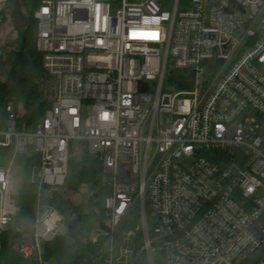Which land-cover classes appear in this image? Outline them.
<instances>
[{
  "label": "built area",
  "instance_id": "2783aa9c",
  "mask_svg": "<svg viewBox=\"0 0 264 264\" xmlns=\"http://www.w3.org/2000/svg\"><path fill=\"white\" fill-rule=\"evenodd\" d=\"M16 1L0 0V24ZM32 16L48 106L34 127L13 101L0 111V255L12 231L22 257L54 264L39 241L67 227L46 200L81 142L109 190L91 237L100 251L85 264L260 259L264 0H41ZM29 152L31 218L12 198L14 158Z\"/></svg>",
  "mask_w": 264,
  "mask_h": 264
},
{
  "label": "trees",
  "instance_id": "16d2710c",
  "mask_svg": "<svg viewBox=\"0 0 264 264\" xmlns=\"http://www.w3.org/2000/svg\"><path fill=\"white\" fill-rule=\"evenodd\" d=\"M40 2L41 0H17L16 4H9L4 12V22L0 24L8 29L11 28L17 36L16 46L9 50V81L3 82L0 79V111L3 112L8 102H15L21 113V119L27 122L30 127H34L41 120L48 106L42 99L40 91V82L44 77V71L42 56L36 48L37 23L32 16ZM16 7L28 18L27 26L20 30L14 28L12 20ZM64 186L76 193V197H82L84 190L89 187L95 188L98 196H105L109 191L103 183L102 160L99 156L90 155L85 143L74 142L72 145L69 175ZM59 194L60 191L46 201L56 206L63 214L67 231L58 235L53 241L45 243L44 256L54 264H85L90 254L95 252V246L89 239V235L85 236L84 231L73 229L70 231L67 218L57 202L58 199H61V204L64 203L63 197ZM97 195L94 197L96 198ZM94 210L89 214L94 216L99 214V221L103 226V203H101L100 211H98L99 209ZM35 212L36 196L32 191L31 195L24 197L20 202L19 215L31 218L35 216ZM17 238L18 234L12 231L5 233L0 264H37L35 259H25L19 254L16 245ZM245 264H264V254L260 259H251Z\"/></svg>",
  "mask_w": 264,
  "mask_h": 264
},
{
  "label": "rangeland",
  "instance_id": "374dc122",
  "mask_svg": "<svg viewBox=\"0 0 264 264\" xmlns=\"http://www.w3.org/2000/svg\"><path fill=\"white\" fill-rule=\"evenodd\" d=\"M131 1V0H129ZM16 4V3H12ZM13 6V5H12ZM14 8V7H13ZM14 35V36H13ZM17 36L11 28L0 26V79L3 82L9 81V69L10 64L8 60L9 50L16 46ZM0 80V81H1ZM146 133V132H145ZM13 158L12 150H6L1 154V164L6 166ZM35 158L31 153L19 154L14 158L13 165V179H14V192L13 200L20 204L24 197L31 195L32 193V171L35 166ZM67 186H64L60 190V194L63 197L64 203L61 204V199H58V205L63 211L65 217L67 218L68 224L71 229L75 231L82 230L91 239L92 236L96 235L101 229V223L99 221L100 206L102 203L103 195H97L95 188H86L83 192L82 197H76V193L71 192ZM97 195L95 198L94 196ZM239 202L243 201L239 195L237 197ZM95 207V208H94ZM94 209H99L94 216L89 213L95 211ZM100 241V240H99ZM40 248L44 250L45 242L39 241ZM95 246V252L91 253V256L97 255L100 251L98 244H93ZM263 261V260H261Z\"/></svg>",
  "mask_w": 264,
  "mask_h": 264
},
{
  "label": "water",
  "instance_id": "95a60500",
  "mask_svg": "<svg viewBox=\"0 0 264 264\" xmlns=\"http://www.w3.org/2000/svg\"><path fill=\"white\" fill-rule=\"evenodd\" d=\"M13 25L16 30H20L27 26L28 18L22 13V11L16 7L13 11L12 15ZM147 86L145 84H141V89L145 90Z\"/></svg>",
  "mask_w": 264,
  "mask_h": 264
},
{
  "label": "snow or ice",
  "instance_id": "6c2138e0",
  "mask_svg": "<svg viewBox=\"0 0 264 264\" xmlns=\"http://www.w3.org/2000/svg\"><path fill=\"white\" fill-rule=\"evenodd\" d=\"M155 35H156V37L158 38V33H156Z\"/></svg>",
  "mask_w": 264,
  "mask_h": 264
}]
</instances>
